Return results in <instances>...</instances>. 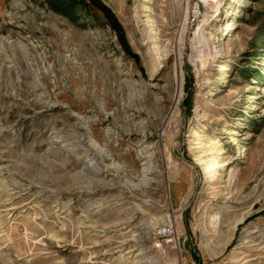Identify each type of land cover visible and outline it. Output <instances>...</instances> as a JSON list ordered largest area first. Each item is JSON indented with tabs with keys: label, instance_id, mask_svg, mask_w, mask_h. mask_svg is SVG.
<instances>
[{
	"label": "rangeland",
	"instance_id": "rangeland-1",
	"mask_svg": "<svg viewBox=\"0 0 264 264\" xmlns=\"http://www.w3.org/2000/svg\"><path fill=\"white\" fill-rule=\"evenodd\" d=\"M97 1L0 0V264H264V0Z\"/></svg>",
	"mask_w": 264,
	"mask_h": 264
},
{
	"label": "trees",
	"instance_id": "trees-1",
	"mask_svg": "<svg viewBox=\"0 0 264 264\" xmlns=\"http://www.w3.org/2000/svg\"><path fill=\"white\" fill-rule=\"evenodd\" d=\"M53 2L59 10L63 8V11H66V7L68 6L75 8L78 6V4L80 6H91L102 13L103 17L108 21L112 28H116V24L113 21L110 13L105 8L100 6L97 0H53Z\"/></svg>",
	"mask_w": 264,
	"mask_h": 264
},
{
	"label": "bare ground",
	"instance_id": "bare-ground-1",
	"mask_svg": "<svg viewBox=\"0 0 264 264\" xmlns=\"http://www.w3.org/2000/svg\"><path fill=\"white\" fill-rule=\"evenodd\" d=\"M212 144L214 145V143H212ZM200 149H202V152L203 153H206V151L208 152L211 148L210 149L209 148H204V146H202V147H200ZM218 154L220 155V153H218ZM195 165L200 166L201 170L204 172L205 175H207V177L210 180L213 179V178H215V174H216L215 173V169L217 168V166H216V162L214 160L208 159L206 161H203L201 159H198L197 162L195 163Z\"/></svg>",
	"mask_w": 264,
	"mask_h": 264
}]
</instances>
